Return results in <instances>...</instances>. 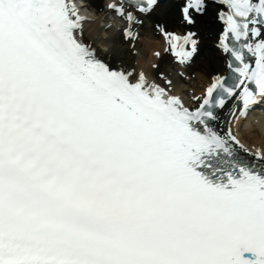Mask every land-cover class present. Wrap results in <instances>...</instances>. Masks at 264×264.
I'll use <instances>...</instances> for the list:
<instances>
[{
  "label": "snow or ice",
  "instance_id": "1",
  "mask_svg": "<svg viewBox=\"0 0 264 264\" xmlns=\"http://www.w3.org/2000/svg\"><path fill=\"white\" fill-rule=\"evenodd\" d=\"M82 7L0 0V264H264V149L215 127L264 103V0L108 3L129 43L174 21L148 72L106 63Z\"/></svg>",
  "mask_w": 264,
  "mask_h": 264
},
{
  "label": "bare ground",
  "instance_id": "2",
  "mask_svg": "<svg viewBox=\"0 0 264 264\" xmlns=\"http://www.w3.org/2000/svg\"><path fill=\"white\" fill-rule=\"evenodd\" d=\"M103 0H87L88 5H90L92 8L94 7L98 12V16L94 19H91L89 24H87L86 31H85V39L89 42H91L92 46L96 48L98 53L101 54V56L108 60L112 65H124L128 67H139L142 66L146 70L150 71V65L152 63L157 62L156 57L152 55V52L155 50H159L162 47V42L158 37H152L149 38H139L134 43V47H129V42L124 41L121 36L115 31V28L109 27L107 30L105 29L106 22L103 23V25L100 24V16L105 12L103 6H102ZM157 16L161 18L160 20H165V18L168 19V24L170 27L174 26V21L171 20L170 17L166 16L162 11L158 10ZM154 23L152 22L150 25L145 24V27H147L150 31L152 30ZM139 30H142V27L140 26L138 28ZM149 33V32H148ZM148 35V34H147ZM113 47H118L121 50V56L119 58L113 57L108 55V52H110ZM132 49L135 50V52H132ZM168 58L165 57L163 61H160L161 68L166 69L169 72L172 73L173 79L176 81L177 84V91L181 90V87L178 86L179 78L175 75L177 71H180L181 69L175 68L173 69L171 66L167 63ZM187 71H195L197 74V80L196 81H189L190 85L187 87V90H191L195 88L197 92H199V87L202 81L199 79L201 73L199 69L194 66L193 69H188ZM223 110L218 111L219 120L217 123L222 121L225 117L223 115ZM257 122L255 123V127H259L261 133L264 134V114L260 117H256ZM253 122V121H251ZM251 128L240 131L242 139L249 145H259L262 144V140H264V136L259 135V139L253 137L255 135L250 134Z\"/></svg>",
  "mask_w": 264,
  "mask_h": 264
},
{
  "label": "rangeland",
  "instance_id": "3",
  "mask_svg": "<svg viewBox=\"0 0 264 264\" xmlns=\"http://www.w3.org/2000/svg\"><path fill=\"white\" fill-rule=\"evenodd\" d=\"M153 19H160V18H159V16H157L155 14L153 16L147 18L148 22H150ZM165 19H166V22L168 23V19L167 18H165ZM145 24H147V23L145 22ZM143 28H144V31H143V37H144V36H147L149 31H147L145 26H143ZM260 134H261L260 131H257V130L252 132V135H257V137H259Z\"/></svg>",
  "mask_w": 264,
  "mask_h": 264
}]
</instances>
